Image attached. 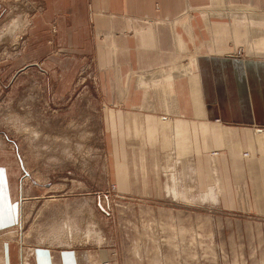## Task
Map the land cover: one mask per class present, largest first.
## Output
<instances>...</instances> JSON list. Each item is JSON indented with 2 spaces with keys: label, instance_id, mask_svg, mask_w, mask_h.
Listing matches in <instances>:
<instances>
[{
  "label": "rangeland",
  "instance_id": "1",
  "mask_svg": "<svg viewBox=\"0 0 264 264\" xmlns=\"http://www.w3.org/2000/svg\"><path fill=\"white\" fill-rule=\"evenodd\" d=\"M1 1L13 6L12 16L0 18V149L19 155L12 162L23 177L17 222L6 239L27 249L86 252L85 264H264V177H230L231 198L222 197L217 177H195L192 151L176 141L181 128L168 119L161 120V137L165 143L172 136L175 162L167 177H126L122 150H112L106 132V108L91 101L94 70L48 73L38 52L48 41L37 36L33 65L28 1ZM67 56V63L79 57ZM250 130L260 156H228L257 162L264 175V128ZM5 159L0 163L10 167Z\"/></svg>",
  "mask_w": 264,
  "mask_h": 264
},
{
  "label": "crops",
  "instance_id": "2",
  "mask_svg": "<svg viewBox=\"0 0 264 264\" xmlns=\"http://www.w3.org/2000/svg\"><path fill=\"white\" fill-rule=\"evenodd\" d=\"M27 1L32 64L39 63L37 36L48 41L38 51L48 73L94 70L91 101L106 108V132L112 150H122L126 177H167L175 158L172 136L165 143L161 137L163 119L180 126L176 141L192 151L195 177H217L222 197L231 198L230 177H264L257 162L228 156L248 150L258 157L262 148L250 129L264 128V0ZM11 6L0 0V18ZM237 49L246 56L231 57ZM67 55L79 60L67 63ZM3 156L11 168L0 163V264H85L86 252L27 249L6 239L17 222L23 177L12 162L19 155L0 149Z\"/></svg>",
  "mask_w": 264,
  "mask_h": 264
},
{
  "label": "built area",
  "instance_id": "3",
  "mask_svg": "<svg viewBox=\"0 0 264 264\" xmlns=\"http://www.w3.org/2000/svg\"><path fill=\"white\" fill-rule=\"evenodd\" d=\"M242 51V50H241ZM243 52V51H242ZM262 129V128H261ZM248 154V153H247Z\"/></svg>",
  "mask_w": 264,
  "mask_h": 264
}]
</instances>
